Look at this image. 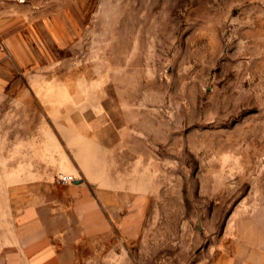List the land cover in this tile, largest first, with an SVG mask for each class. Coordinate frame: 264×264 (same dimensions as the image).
Segmentation results:
<instances>
[{"label":"rangeland","instance_id":"1","mask_svg":"<svg viewBox=\"0 0 264 264\" xmlns=\"http://www.w3.org/2000/svg\"><path fill=\"white\" fill-rule=\"evenodd\" d=\"M0 50L1 210L46 195L14 177L53 117L154 184L138 238L72 224L65 264L264 263V0H0Z\"/></svg>","mask_w":264,"mask_h":264},{"label":"crops","instance_id":"2","mask_svg":"<svg viewBox=\"0 0 264 264\" xmlns=\"http://www.w3.org/2000/svg\"><path fill=\"white\" fill-rule=\"evenodd\" d=\"M2 57L0 50V60ZM48 120L45 122L53 125L52 131L41 133L40 142L26 144L40 151L32 161L39 167H33L32 172L25 167L24 175L14 177L22 181L19 186L41 184L47 192L42 199H7V208H0V223H8L0 224V264H65V245L75 243L71 240L75 237L72 224H76L80 240H94L114 227L124 239H136L141 234L146 200L155 197L150 190L154 184L144 178L145 164L138 148L133 159L119 158L98 136L92 139L61 128L57 125L66 122L60 118ZM60 174L71 175L75 181L60 188L67 199H52ZM18 205L25 206L16 212ZM60 223L64 228L56 230ZM58 237L64 243L58 244Z\"/></svg>","mask_w":264,"mask_h":264},{"label":"built area","instance_id":"3","mask_svg":"<svg viewBox=\"0 0 264 264\" xmlns=\"http://www.w3.org/2000/svg\"><path fill=\"white\" fill-rule=\"evenodd\" d=\"M57 181L59 184L68 185V184L74 182L75 178L73 176H70V175L60 174L59 177L57 178Z\"/></svg>","mask_w":264,"mask_h":264}]
</instances>
